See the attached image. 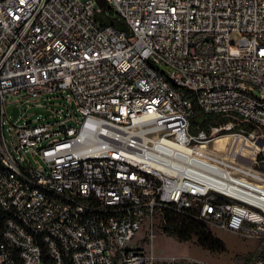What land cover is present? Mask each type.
<instances>
[{"label": "built area", "instance_id": "built-area-1", "mask_svg": "<svg viewBox=\"0 0 264 264\" xmlns=\"http://www.w3.org/2000/svg\"><path fill=\"white\" fill-rule=\"evenodd\" d=\"M164 208L264 237V0H0V264H201Z\"/></svg>", "mask_w": 264, "mask_h": 264}, {"label": "rangeland", "instance_id": "rangeland-1", "mask_svg": "<svg viewBox=\"0 0 264 264\" xmlns=\"http://www.w3.org/2000/svg\"><path fill=\"white\" fill-rule=\"evenodd\" d=\"M212 142L211 146L221 149L224 141ZM163 221L155 218L153 224L154 237L152 250L156 256L177 255L199 260L201 264H264V237L259 239H246L230 231L220 230L206 224V227L214 236L220 238L223 244L221 251L210 252L194 241H179L169 236L162 230ZM147 234L144 228L140 234ZM148 241L146 240V243ZM146 248H148V243Z\"/></svg>", "mask_w": 264, "mask_h": 264}, {"label": "trees", "instance_id": "trees-1", "mask_svg": "<svg viewBox=\"0 0 264 264\" xmlns=\"http://www.w3.org/2000/svg\"><path fill=\"white\" fill-rule=\"evenodd\" d=\"M102 23L113 24L118 28L122 25L114 18L102 19ZM193 114L190 116L191 131L200 128H207L209 125H216L223 121L218 115L205 114L200 111L195 101H192ZM164 222L162 230L169 236L179 241H187L194 238V241L210 252L221 251L223 244L220 238L214 236L206 227V224L189 213H175L171 209L164 208Z\"/></svg>", "mask_w": 264, "mask_h": 264}, {"label": "water", "instance_id": "water-1", "mask_svg": "<svg viewBox=\"0 0 264 264\" xmlns=\"http://www.w3.org/2000/svg\"><path fill=\"white\" fill-rule=\"evenodd\" d=\"M99 8L103 9L105 7V0H96Z\"/></svg>", "mask_w": 264, "mask_h": 264}]
</instances>
